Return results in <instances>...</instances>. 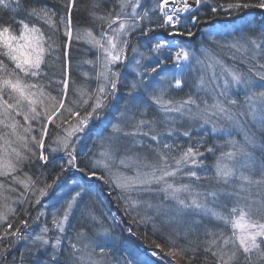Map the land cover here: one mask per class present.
Listing matches in <instances>:
<instances>
[{
  "label": "snow or ice",
  "instance_id": "6c2138e0",
  "mask_svg": "<svg viewBox=\"0 0 264 264\" xmlns=\"http://www.w3.org/2000/svg\"><path fill=\"white\" fill-rule=\"evenodd\" d=\"M105 2L109 5L112 4V0H105ZM55 3L56 0H53L54 5ZM208 4H211V0H192V3L189 0H157L155 7L151 10L138 11L141 9V0H115V4L109 11L101 13L98 9L102 6V0H91V5L86 10L87 16L101 27L100 39H96L92 30L87 28L77 29L76 38L79 40L89 37V42L101 50V71L97 74V79L102 80L103 83L97 93L89 97L92 100V104L89 105L91 110L86 111L82 116L79 111L65 107L66 80L55 82L62 85L59 98L45 92V87L54 83L49 77V73L45 71L46 67L51 71L46 56L51 58L58 51L59 44L56 38L58 32H62L69 39L72 38L73 11L79 10L77 0H62L60 7H49L47 4L40 7H24L21 0H0V10L9 14L13 12L19 14L24 11L28 17L27 21L12 18L17 25L18 33L17 30H14L12 23H0V153L3 154L0 156V161H2L0 162V177H4L5 181L10 180L13 184L22 186L23 190L19 191L14 203L21 206L24 215L29 214L27 206L41 204L52 185L41 179V176L44 175L43 172L35 178L29 176L28 173H23V177L16 173L23 172L26 166L35 167L37 164L40 167L48 166L51 162L50 157L52 160L58 159L53 156L57 152H63L68 157L61 164V170L65 165L77 167L75 144L79 137L77 136L75 141L72 137L77 133L84 132L94 114H96L95 119H100L97 110H103L106 107L105 101L108 96L114 95L116 92L120 74L114 71L113 65L123 63L126 59L125 51L129 44L128 38L138 32L141 39H147L150 51L156 55L157 65L164 63L160 57L166 52H171L172 55L168 56V60L172 61L174 67L182 73L183 67H191L189 61L193 58L190 53L183 47L174 48L171 41L150 37L149 33L160 28L169 30V36L191 38L195 35L192 28L197 27L201 22L198 9L201 5ZM117 8L119 11L116 10ZM249 8L264 9V0H258L257 3H251L249 0H229L226 4L212 6L211 11L216 14L220 11L239 12ZM150 11L153 14L158 12L162 23L156 24ZM117 22H119L118 26L114 28L113 25ZM247 43L253 46L252 49L239 42L230 47L244 53L251 51L253 55L250 58L247 56L242 58L251 64L255 60V51L264 46V36L259 39L249 37ZM132 51L137 52L138 49L134 47ZM140 55L143 57V53ZM196 62L201 63L199 59H196ZM135 63L139 65L140 61L136 60ZM220 67L225 77L224 86L213 97L214 103L211 105L203 100L197 103L191 95L180 101L165 99V89L163 88L150 96L153 104L165 114V120L160 122L165 129L164 132L158 130L156 121L138 118L134 114L124 117L123 126H113L114 133L131 137L135 141L134 144L128 146L127 150H131L136 144L143 143L137 137H150L152 141H155L156 147L152 148V151L158 157L156 162L148 161L147 157H138V171L134 178L119 177L113 180L110 177L99 175L96 170H89L87 175L90 178L107 180L112 183L114 189H119L118 199L122 201L123 214L129 217V221L118 220L115 215H112L111 220L118 230L127 228V231L131 233L132 229L127 227V223H132L138 226L151 224L154 231L163 232V228L157 227V218H160L161 224H171L175 221L188 224L189 228L184 232L173 228L170 233L164 234V238L172 245L167 253L168 256L175 258L178 251L181 254L191 251L190 261L195 259L200 251H203L204 259L207 260L210 255L214 264H264V197L254 199L251 196V186H264V160H260L254 155V150L257 148L264 152V142L258 141L256 131L246 132L244 143L234 144L236 152H229L226 155L230 159H235L238 155L241 158L240 167L249 169L250 173L254 174L258 168V179L253 178L252 174L246 175L244 172H240L237 179L241 183L231 184L232 178L237 176L236 170L222 166L219 161L215 165V175L212 178L216 183L231 184L232 190L223 194L227 197H235L237 201L246 202L245 204L237 203L229 210V214L217 212L208 206L209 199L213 203L218 201L221 195L220 190L209 189L201 192L196 191L194 186L180 185L177 187L172 183H167L166 180L168 177H175L184 168H188L185 174L189 177H194L196 180L207 179V170L203 177L198 176L197 171L189 165L195 168L202 167L203 160L199 158L204 156L205 152H213V148L197 141L186 148H181L178 155H170L179 145L169 144L163 137L183 135L191 138L192 129L189 126L181 132L180 128L176 127L177 117L168 114L175 113L179 118H188L193 122L200 120L204 123H212V118L217 117L229 121L234 127H239L240 117L244 113L233 111V106H237L239 102L231 98L230 89H235L237 92L243 89L245 92L243 103L247 116L250 117L253 126L259 132L264 133V91L255 90V79L251 75L254 72L255 77L264 81V64H260L258 67L253 65L248 69L249 74L223 64H220ZM148 71L155 73L157 67L153 66L150 70H145V72ZM140 75L143 76V73ZM42 76L48 78L47 85L39 81L38 78ZM213 76L219 79L215 73ZM34 78H36V82H33ZM173 78L175 79L174 86L180 88L181 79L175 75ZM141 82L143 81L141 80ZM206 83L205 78L201 76L200 85L203 87ZM261 87L264 88V85ZM136 88L137 85L133 83L132 89ZM220 97H224V100H221ZM201 103L204 104L203 108H201ZM82 105H88V99H84ZM193 106H195V111ZM61 110L67 113V117L61 113ZM140 116L143 117L144 113L141 112ZM16 117H22L25 123L21 124ZM69 118H75L76 123L71 124ZM65 123H68L69 127L64 128ZM50 124L54 128H61L65 135L53 134L54 138L46 155L45 139L49 136L48 126ZM222 130L216 127V123H213L212 131ZM107 139L112 141L115 137L109 136ZM201 146L204 147L205 152L200 151ZM100 155L103 159L95 161V167L107 169L108 164L105 161L110 158L111 154L106 150ZM6 157L11 158L5 159ZM169 159L172 163H169ZM140 168L149 169V171L140 172ZM79 170L84 171L83 168ZM162 182L163 186L159 189L152 188L153 184ZM0 189L17 191L15 188L7 189L4 181H0ZM133 191L163 192L165 199L175 202V207H165L163 204L154 206L150 202L133 199L129 195ZM181 192L189 193L190 200L180 198L178 193ZM80 195L81 193L77 192L72 200L64 205L59 215H52L51 228L45 222L39 232L29 233L27 232L29 227L27 219L20 220V224L24 226L23 231L20 227H13L9 217H15L17 210L9 206L6 202L9 198L0 193V201H4L0 203V229H2L0 230V264H5L19 245H23L26 249L20 259L25 256L34 257L32 264H147L146 261L141 262L136 259L132 253H128V258L124 260L112 257L110 262L108 256L111 249L116 247L115 238L112 236V228H104L103 224H101L99 232L96 233V238L89 239V242L83 247H78V244L73 242V240L81 241L87 238L82 231L76 232L75 237L72 238L66 233V226L73 206ZM141 204L149 209L155 207V215L139 212ZM162 209L163 216L161 215ZM133 212H136V215H132ZM170 213L172 214L170 215ZM188 214H191V219H186ZM201 214L211 215L216 220L222 221L224 225H230L231 232L203 225L204 239L201 240L196 235V226L202 225V222L196 217ZM42 216L44 213L40 212L35 218L36 221H39ZM87 216L93 221L97 220L91 211L87 213ZM50 232L54 235L49 236ZM171 233H175V238ZM190 234L195 237V240L189 238ZM180 238L188 242L187 247H176ZM193 244L194 246H192ZM160 247L159 244L156 245V248ZM150 255L156 256L158 253L152 251Z\"/></svg>",
  "mask_w": 264,
  "mask_h": 264
},
{
  "label": "trees",
  "instance_id": "16d2710c",
  "mask_svg": "<svg viewBox=\"0 0 264 264\" xmlns=\"http://www.w3.org/2000/svg\"><path fill=\"white\" fill-rule=\"evenodd\" d=\"M157 2V0H155ZM24 7H40L43 4H47L49 7H60V4L62 0H56L55 5L53 4V0H21ZM229 2V0H211V4L208 5H201L198 9V16L200 18V23L197 27L192 28V31L195 33V35L191 38L187 36H169L168 31L165 29L156 28L154 31L149 33L150 37H155L157 39L161 40H168L173 42L174 48L175 47H183L185 50L193 53L201 55L202 52H206V50L212 52V51H218L221 55V60L226 63L228 67L236 68L242 72L246 71L248 72L249 68L253 67V63H248V60H235L233 61L226 59L224 56V48L227 47L221 46L220 42L217 41H209L207 39V34L209 33L212 26L214 27H220L225 28L231 25H234L239 20H242L243 24H245V28H249L250 26H253L252 29L248 30L245 37L248 39L249 37H255L258 32V26L264 25V15L263 17H260L256 13L254 14H248V13H234V12H228L225 13L223 11H220L216 14H213L211 11V7L218 5V4H226ZM77 4L79 6V10L73 11V38L72 42L70 44L69 54H67V62H65V48L67 44L68 38L63 35L62 32L57 33V41L59 44L58 51L53 54L51 58L46 56V60H49V67L51 68V71H49V68L46 67L45 71L49 73V77L54 81V83L51 86L45 87V91L47 93H50L52 96H56L57 98L60 97V90L62 88V85L59 83H55L61 80H66L67 72H69V78H68V89L65 96V107H71L73 111H79L81 115L83 116L86 111H90L89 105L92 103H88V105H82V101L84 99H88V102L91 100L89 99L90 96H94V90L96 89V85L99 86V79L97 78V74L99 73L100 66L98 65V59L99 54L97 51V48L94 47L91 44H87L86 41L88 39L86 37H83L81 39H77V29H91L93 34L96 37H100V32L102 31L101 27L98 26L97 23L92 22L88 16H87V9L91 5V0H77ZM115 4V0H112V4L109 5L105 0H102V6L98 11L101 13L107 12L110 10L111 6ZM156 5V3L154 4ZM151 7H148L150 10ZM119 11V9H116ZM243 12V10H241ZM150 15L153 16V20L156 24L162 23V18L160 17V14L158 12L152 13L150 11ZM15 18V20H26L28 19L26 13L24 11H21L19 14L13 12L11 14L4 12L3 10H0V23H12V26L14 30H17V25L13 22L12 18ZM58 19V17H57ZM263 27V26H262ZM135 39L133 46L137 49H141L142 52H146L148 54V57L155 58L154 62L155 64L151 63L148 65V70L151 69V67L155 66L157 67V72L152 73L148 71V75L159 77L161 75L169 74L171 71H176L182 81V86L180 88H172L170 92H168L165 96V99H172L173 101H180L187 99L190 95L195 98H200V90L197 86H200L199 80L196 79L197 77H194L191 73L182 72L174 67V64L172 61L168 60V56L172 55L171 52H166L162 57H160L161 60L164 61V63H161L157 65L156 63V55L149 49L148 41L147 39H140L137 38L139 36V33H134ZM137 38V40H136ZM243 40V37H242ZM242 44H246L247 41H239ZM146 43V45H144ZM217 54V56H219ZM245 56H247L245 54ZM58 57V58H57ZM229 58V57H228ZM237 59H241V55L238 56ZM245 62L248 64L246 65ZM91 62V63H89ZM221 62V61H220ZM131 62H127L126 64H130ZM258 66L260 64H264V61L258 62ZM69 69H68V66ZM43 67V66H42ZM202 66L195 67V73L196 76L200 75V71H202ZM218 67H215V69ZM101 69V68H100ZM118 72L120 74L119 76V98L117 95L114 96H108V98L105 101L106 107L103 110H97V112L104 117L107 114L111 113V108L113 106H118L122 111H120L119 114L123 112V110L127 107V102H129V95L133 91V89L130 87L127 79L129 78V81L134 77V74L131 71V68L122 65L119 67ZM54 73V75H53ZM186 73V74H185ZM39 81L47 85L48 84V78H38ZM135 80V79H134ZM33 82H36V78H34ZM175 83V82H174ZM147 87L149 90V94L153 92L150 91L151 84L147 83ZM141 90V94L143 95V98H148L145 91ZM136 92L140 93V90H136ZM142 98V97H141ZM142 98V99H143ZM114 100H118V102L114 103ZM48 103V101H46ZM111 104L110 106V103ZM144 103L143 101L140 102V105ZM126 105V106H125ZM131 105V103H130ZM132 106V108L129 110L130 115H136L138 118H148L150 120V117H153L151 115L152 112H156L155 109L153 110H147L144 113V116L141 117L140 113L142 110H144L143 106ZM202 105V104H201ZM236 107V106H235ZM194 108V106H193ZM246 112V111H245ZM61 113L67 117V113H64L63 110H61ZM247 115V112H246ZM116 116V117H115ZM118 115H112V118H117ZM146 118V119H147ZM247 118H250L247 116ZM16 119L20 120L21 124H24L22 117H16ZM72 118H69V121H71ZM112 119V121H113ZM73 121V120H72ZM76 121V119L74 120ZM101 121H103L102 118L96 119L95 123L92 125L93 127L90 128V130L82 133L83 138L86 136L87 140L86 142L83 141L84 146H82L80 149H76V164L78 169L83 168L84 171H80V174H87L89 170H96L99 175H103L105 177H110V173L112 172L110 169H103L100 167H95V165L92 164L91 161V153L89 151L90 147L92 146V151L95 153L96 148L98 147V140L106 136V140L108 141L107 136H111L113 133L111 125L114 126L116 124L115 121L108 122V124L104 123L101 124ZM66 125H69L68 123H65ZM64 124V125H65ZM180 128L182 132V128L184 130L185 127H177ZM194 130V128L192 129ZM59 133V128H54L53 125L50 124L49 127V136L47 137V154H48V147L51 144L52 139L54 138L53 134ZM35 134V133H34ZM116 136V135H115ZM117 138L119 140L117 141ZM137 139L142 140V144H136L135 147H133L131 150H127L128 146L130 144H134L135 141L131 137H124L121 134H118L116 139L114 140L113 144L109 147V152L115 157V161L113 165L119 166V169H121L125 175V177H136L137 171H138V165L137 160L138 157H147V160L150 162H156L158 160V157L155 155V153L152 151V148L156 147V142L152 141L150 137H137ZM257 139L260 142H264V133L259 132V135H257ZM93 142L91 143V141ZM192 144V143H191ZM211 144V141H210ZM54 145V144H52ZM162 147V146H161ZM89 152V153H88ZM59 153V152H57ZM57 153H54L53 156H55ZM64 154L63 152H61ZM38 154V153H37ZM66 156V155H65ZM215 156H210V160L213 161ZM255 156L260 159L264 160V152L256 151ZM67 157V156H66ZM65 160V157L63 158ZM68 159V157H67ZM66 159V160H67ZM64 160L62 159H56L52 160V157H50V164L46 167H40L39 164H37L35 167H24L23 172H18L16 175L23 176V173H28L29 176H32L35 178L36 176L40 175L41 172L44 173L43 176H41V179L46 181V183L51 184L52 188L49 189L48 195L43 198V200H47L51 195L53 196L57 188L54 186L57 185L59 180H69V179H76L79 180V182L82 184L83 181L78 178V174L75 173L71 176H68L69 173H62L61 170V164L64 163ZM123 161L125 165H119V162ZM169 163H172L171 159H169ZM67 167V165L64 166V168ZM38 169V170H37ZM140 172L149 171V169L140 168ZM188 168H184L181 175H179L176 178H166L167 183H172L175 186L179 187L180 185H190L194 186L196 191H206L209 189H217L221 191V195L217 202L213 203L211 199L208 201L209 208L215 209L217 212H222L224 214H229V210L232 208L231 206L233 204H237V200L235 197H227L223 193L227 191H231V184H239L241 181H238L235 183V181H231L230 185H224L223 183L217 184L214 179L209 180H196L194 177H189L185 173H187ZM257 174H253V178L258 179L259 178V169H257ZM70 175V174H69ZM59 177V179H57ZM71 177V178H70ZM238 180V179H237ZM0 181H4L6 183V187L9 189L14 186V188L20 189L21 187L16 186L13 184L10 180L5 181L4 177H0ZM104 182H85L81 185V188L79 189V192L81 193V196L76 199V202L73 206L72 214L69 217V222L66 228V233L68 236H75L76 232H86L91 239L96 238V233L99 228H101V224L105 227L112 228V234L115 236L117 240V244L115 248L111 249L110 254L108 256V260L114 256V252H118L120 249L125 250V247H129L130 251L128 253H132V255L136 259H142V262H147V264H214L213 258L209 255L208 259L205 260V253L203 251H200L195 259H191L189 261V258L192 256L191 251H185L183 254H181L179 251L177 252V255L175 258L168 256L167 253L172 247L167 240L164 238L165 233H170L171 229L176 228L180 232H184L186 229L189 228V225L186 223H179L178 221L172 222L171 224H161L160 218H157V227L163 228V232L160 231H154L153 226L151 224H140L139 226L132 223H127V227H130L132 229V232L129 233L127 231V228H124V230H118L113 225V222L109 223V216L115 215L118 220H123L125 222L129 221V217L123 214V203L120 199H118L119 189H114L112 183H109L107 180H102ZM205 182V183H204ZM163 186V182L161 184H153V189H159ZM8 192H11L8 191ZM17 195V192L12 191L11 196ZM133 199H138L141 201H146L152 203L154 206L157 204H163L165 207H175V202L171 199H165V194L163 192L159 191H141L136 192L133 191L129 193ZM180 198L184 199L186 196H189V193L181 192L178 193ZM71 196V199L75 196ZM251 196L254 199H258L261 197H264V186H251ZM41 203H44L43 201ZM189 200V197L186 199ZM243 201V200H241ZM244 203H246L244 201ZM28 207V215H24L21 206L18 205L17 215L15 217H10V222L13 223V227H20L21 230H24V226L20 224V220L27 219L29 224V230L34 233V231L38 230L40 226H43L45 222L48 223L49 228L52 227V214L50 213L52 211V208L47 207L49 210V213H47L46 216H42L39 221H36L37 215L41 212L42 208L45 207V205L39 204V205H32L27 206ZM46 211V209L44 210ZM91 211L96 217L97 220L93 221L88 216L87 213ZM139 212L147 213L149 215H155V207L149 209L146 208L143 204L138 209ZM172 213H170L171 215ZM132 215H136V212H133ZM161 215L163 216V209L161 210ZM186 218L191 219V214H188ZM197 220H202V225L196 226V235L199 236V238L202 240L204 227L203 225H206L209 228H219L222 229L225 232L230 233V229L228 227H225L222 221L216 220L211 215L204 216L199 215L196 217ZM2 230V229H0ZM27 228V232L29 231ZM52 233V232H51ZM175 238V233H171ZM49 235V233H48ZM54 235V233H52ZM51 235V236H52ZM190 239L195 240V237L190 234ZM85 241L88 243L89 239L86 238ZM159 244L161 247L156 248V245ZM182 246L187 247L188 242L180 238L177 242L176 247L180 248ZM194 246V244L192 245ZM70 251V249H69ZM152 251H155L158 253L156 256H151L150 253ZM26 249L23 247V245H19L15 248V250L11 253L9 259L5 264H32V260L35 259L34 257H27L25 256L23 259H20L22 253H25ZM111 262V261H110Z\"/></svg>",
  "mask_w": 264,
  "mask_h": 264
},
{
  "label": "rangeland",
  "instance_id": "374dc122",
  "mask_svg": "<svg viewBox=\"0 0 264 264\" xmlns=\"http://www.w3.org/2000/svg\"><path fill=\"white\" fill-rule=\"evenodd\" d=\"M155 3H156L155 0H141V9H138V11H141L143 9H148V7H151L150 8V10H151L152 8L155 7V5H154ZM118 23L119 22H117V24L113 25V27L114 28L117 27ZM244 25L245 24H243L242 20H239L234 25H231V26H228L225 28L212 26L209 33L207 34V39L209 41H217V42L222 43V44H220L222 47L225 45L227 46L226 48L223 47L224 48V56L226 57V59H229V60L232 59L233 61L242 60V58L245 57V54L247 55V57L250 58L253 55V53L251 51L248 53H244V52L237 51L235 48L230 47L231 45L236 44L239 41H248V39L245 36L248 35L247 31L252 29L253 26H250L249 28H247V27L245 28ZM109 34H111V33L109 32ZM73 36H72V38H73ZM262 36H264V25L258 26L257 34L255 37H252V38L259 39ZM242 37H243V40H242ZM72 38L71 39L68 38V40H67V44H66V48H65V62H67V59H68L67 54H69V49H70V44L72 42ZM86 38L88 39V41H86L87 44H91L89 42L90 38L89 37H86ZM95 38L100 39V37H96V36H95ZM137 38H140V37L138 36ZM137 38H136V40H137ZM128 39H129V44H128V47L125 51L126 59L123 61V63H117V64L113 65V69H114V71L118 72L119 67H121L122 65L128 67L129 69L131 68V71L134 74L135 78H133V80L131 79L130 81L128 78L127 81H128L131 88H132L133 83H135L137 85V88L131 92V95L128 96L129 102H127V104H126L127 107L125 110H123V112L121 114H119V113L122 110L120 108H118V106H113V108L110 109L111 113L105 115L104 117H102V115L100 114V118L103 119V121H101V124H104V123L108 124V122L115 121L116 122L115 125H122V121H123L124 117L130 115L129 110L132 108V106L137 107L140 105V102L143 101L144 103H142L140 105L141 107L143 106V108H144V110H142V112L145 113L147 110H153V108H154L156 112L151 113V115H153V117H150V120L156 121L158 130L161 132H164L165 129L160 122L165 120V114L163 112H161L160 109L158 108V106L153 104V102L151 101L149 90L147 87V83L151 84L150 91L153 93H158L159 90L162 88L165 89V96H166V94L171 91V89H170L171 87L176 88L174 86L175 85V83H174L175 79L173 78L174 75L179 79H181V77L176 71H171L169 74L161 75L159 77L148 75V73L145 72V70L148 68L149 64H151L155 61L154 60L155 58L148 57V54L146 52H142L141 49H138L137 52L132 51V49L134 48L133 43H134V39H135V34L130 36ZM144 45H146V43H144ZM246 45L249 49H252V47H253L251 44H248V43H246ZM117 46L119 47V44ZM97 51L99 54L98 65L101 68L102 54H101V50H99L98 48H97ZM205 51L206 52H202L201 55L193 54V53L188 51L190 53L191 57L193 58L192 60L189 61L191 67L190 68L189 67H183L182 72L191 73L194 77H197L196 79L199 80V83H200V77L201 76H203L205 78V81L207 82L206 85L203 87L201 85L197 86L200 90L201 95H200L199 99H196V101H197V103H200L201 100H203V101H206L207 104L211 105L212 103H214L213 97H215L218 94V92L220 91V89L224 86L223 81H224L225 77L221 72L220 64L226 65V63H224L221 60V58H220L221 55L219 54L218 51L210 52L206 49H205ZM140 53H143V57H141ZM217 54H219V56H217ZM240 55H241V59H237L238 56H240ZM254 55H255V60H253L252 63L258 67L257 61L258 62L264 61V46H262L261 49L256 50ZM196 59H199L201 61V63H197ZM136 60L140 61L139 65H137L135 63ZM127 62H131V63L128 65V64H126ZM244 63L246 65L248 64L245 61H244ZM153 64H155V62ZM67 66H68V64H67ZM197 66L203 67L202 71H200L199 76H196V73H195V67H197ZM215 67H218V68L215 69ZM100 68H99V72L101 71ZM68 69H69V66H68ZM141 73H143V76L140 75ZM213 73H215L219 77V79L214 78ZM244 73L249 74L246 71H244ZM251 75H253V77L255 79V85H256L255 90L256 91H264V88L261 87V85H264V81H260L258 79V77H255L254 72L251 73ZM68 76H69V72H68ZM40 78H45V77L42 76ZM141 80L143 82H141ZM102 83H103V81L99 79V86L96 85V89L94 90V93H93L94 95L97 93V90L101 86ZM67 89H68V85H67ZM136 90H140V93L136 92ZM141 90L145 91L148 98H143V95L141 94ZM143 91H142V93H143ZM45 92L47 93V91H45ZM118 92H119V84H117V90L114 93V95H117V97L119 98ZM114 95H110V96H114ZM230 96L232 99H236L239 102L236 107L233 106V111L237 112V113H244V115H242L240 117V126L239 127H234L229 121H226L224 119H220L217 117L212 118V121H213L212 123H204L203 121H200V120L193 122L188 118H179L178 114L171 113L168 115L177 117L176 127H183L184 126L185 129H187L189 126H191V129L194 128V130H192L191 138L185 137L183 135H179L178 137L177 136H173V137L164 136L163 139L166 140L167 143H169V144L179 145V147L174 148L173 152L170 155H178L181 148H186L191 143L194 144L197 141H200V143L202 145L206 144L207 147L213 148V152L208 153V152H205L204 147L201 146L200 151L205 152L204 156L199 158V159L203 160V166L199 167V168H195L194 166L189 165V167H191V168H193V170L197 171V175L202 176V177L204 176L205 171L207 170V172H208V178L207 179L212 180L213 179L212 177H214V175H215V165H216L217 161H219L222 166H227L229 168H233L236 170L237 176H234L232 178V181H235V183H236V182L240 181L239 179L237 180V177H238L240 172H244L246 175H248V174L253 175V173H250V170L247 168L240 167V159L241 158L238 155L235 159H230L226 154L229 152H236V147H234L233 145L234 144H243L246 132H248L249 130L256 131L257 135H259V131L253 126L251 119L247 118V115L245 112L246 109H245L244 103H243L245 101L244 90L241 89L240 91L237 92L235 89H230ZM220 99L224 100V97H220ZM64 100H65V97H64ZM114 101H115L114 103L118 102V100H114ZM88 103L89 104L92 103V100H90ZM130 103H131V105H130ZM111 104H113V103L111 102L110 106H111ZM203 107H204V104L201 105V108H203ZM193 110L195 111V106H194ZM122 114H123V116H122ZM95 115L96 114L93 115V119L90 121L88 127L85 129L86 131L90 130V128H92L94 126L93 124L95 123V120H96ZM112 115H118V116H117V118L113 119ZM112 119H113V121H112ZM74 120H75V118H72L70 121V123L73 125L76 123V121H74ZM213 123H216V127L218 129H223V130L222 131H212ZM49 127H50V125L48 126V132H49ZM63 127L67 128V127H69V125L65 124V125H63ZM110 127H112V130H113V126L111 125ZM183 130L184 129L182 128V131ZM82 133H77L75 136L72 137V139L74 141L76 140L77 136L79 137L78 142H76V144H75L76 149H80L82 146H84L83 141L86 142V140H87L86 136L83 138ZM59 134L65 135V133L63 132V130L61 128H59ZM118 134L119 133H116L115 134L116 136L114 134H112L111 136H114L116 139ZM107 137H109V136H107ZM114 140H112V141L108 140L107 141L106 136L99 139L98 140V147L96 148L95 153H93V151H92V146L90 147V149H89V151L91 153L90 158H91L93 165H95V161L103 159L100 154L106 150H109V147H110V145L113 144ZM118 140H119V138H117V141ZM210 141H211V144H210ZM92 142H93V140L91 141V143ZM47 146H48V144H47V138H46L45 139V154L46 155H47ZM52 146L55 147V145H52ZM256 151H260V149L257 148L256 150H254V155H255ZM2 155L3 154L0 153V156H2ZM213 155H217V156H215L214 160L211 161L209 158H210V156H213ZM64 156H65V154H62L61 152H59L55 155V157H57V158L62 157V160H64L63 159ZM10 158L11 157H6L5 159H10ZM66 159H67V157H65L64 161H66ZM114 161H115V157L112 154L110 155V158L105 161L108 164L107 169H110L112 171L109 174L110 178L115 180L116 178H119V177H125L123 171L121 169H119V166L117 167V166L113 165ZM0 162H2V161H0ZM119 165H125V164L123 163V161H121V162H119ZM74 168L75 167H71V166L67 165V167H65L62 170V173H69L70 175L68 174V176H71V175L75 176L76 174L72 170ZM100 168H103V167H100ZM255 173L256 174L258 173L257 170ZM181 174H182V172H178L175 177H168V178H176ZM21 177H23V176H21ZM78 178H79V176H78ZM201 180H206V179H201ZM57 184L58 185L54 186L55 188H57V190L54 193L52 201L49 203V200H48L44 203H41L42 205H45V207L42 208V210H41V212L44 213V216H46L47 213H49V210L47 209V207L52 208V211L50 212L52 215L53 214L59 215L60 212L63 210L64 205L68 201L72 200L70 195L74 196L77 192H79V189L81 188V185H82L79 182V180H76V179H69V180L63 179L60 182H58ZM16 186L21 187V188L20 189L15 188V189H17V191H14V192H17V195H15V196H11L12 191L8 192L10 190L0 189V193H2L3 196L9 198L6 202L9 204V206L14 207V208H17V206L19 205L17 203H14V201L17 199V196L19 195V191L23 190L22 186H20V185H16ZM11 188H14V186ZM11 188H9V189H11ZM188 197L190 200V198H191L190 196H186L184 199L186 200ZM3 202L4 201H0V203H3ZM237 203L245 204L244 201H238ZM233 206H235V204H233L231 207H233ZM45 209H46V211H44ZM10 217H12V216H10ZM10 217H9V219H10ZM186 219H189V218H186ZM199 221L202 222V220H199ZM111 222H112L111 216H109V223H111ZM41 227L42 226H40V228ZM103 227L109 228V227H105V226H103ZM225 227H228L231 231L230 225H228V226L225 225ZM40 228L38 230L34 231V233L39 232ZM66 228H67V226H66ZM28 230H29V227H28ZM99 230H100V228L98 229L97 232H99ZM28 232L32 233L30 230ZM84 233L86 234V237L88 239H91V237L86 232H84ZM51 235H52V233L50 232L49 236H51ZM112 236L115 238V236L113 234H112ZM69 237L72 238L75 236L70 235ZM73 242L77 243L78 247H83L84 244H87L85 239L81 240V241L73 240ZM114 242H115V244H117L116 238L114 239ZM125 248H126L125 249L126 251L121 250L122 252H120V249H119L118 252H114L113 257H115L117 260H124V259L128 258V251H130V248L129 247H125ZM138 260L142 262V259H138ZM110 261H112V258L110 259Z\"/></svg>",
  "mask_w": 264,
  "mask_h": 264
},
{
  "label": "built area",
  "instance_id": "2783aa9c",
  "mask_svg": "<svg viewBox=\"0 0 264 264\" xmlns=\"http://www.w3.org/2000/svg\"><path fill=\"white\" fill-rule=\"evenodd\" d=\"M257 2H258V0L254 1V3H257ZM254 9H256V10H263L264 11V9H258V8H254Z\"/></svg>",
  "mask_w": 264,
  "mask_h": 264
}]
</instances>
